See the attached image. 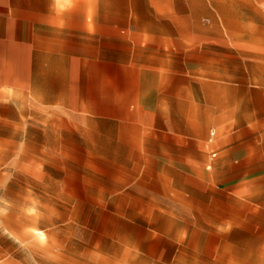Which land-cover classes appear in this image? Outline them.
Returning a JSON list of instances; mask_svg holds the SVG:
<instances>
[{
    "label": "rangeland",
    "instance_id": "rangeland-1",
    "mask_svg": "<svg viewBox=\"0 0 264 264\" xmlns=\"http://www.w3.org/2000/svg\"><path fill=\"white\" fill-rule=\"evenodd\" d=\"M194 2H5L0 264H264V62Z\"/></svg>",
    "mask_w": 264,
    "mask_h": 264
},
{
    "label": "crops",
    "instance_id": "crops-1",
    "mask_svg": "<svg viewBox=\"0 0 264 264\" xmlns=\"http://www.w3.org/2000/svg\"><path fill=\"white\" fill-rule=\"evenodd\" d=\"M0 9L1 10L0 15H3L4 17H7V15H10L8 13V9L6 7L7 4L5 3L7 0H0ZM130 1V0H128ZM187 1V0H186ZM185 0H180L179 5L180 6H191L193 8L196 3L194 1H207L205 5L208 7L206 11H210L211 16L215 17V9L211 6V3L209 0H190V2H186ZM239 1V7H238V12L236 9H233L232 6H234V3L226 2L225 5V12L222 14V24L224 25V29L227 30L229 33L233 31H240L244 32L245 39L248 42L254 41L255 43L252 45H248L247 47H254L253 54V60L257 64H262L264 62V0H238ZM159 4V5H158ZM155 3L154 8H152V11L158 14V20L156 21L157 23L159 22H165L167 24L171 25H178L181 26L182 21L180 19H177L176 12L173 10V6H177V4H171V3ZM150 5V3H149ZM128 6L131 7V4L128 3ZM191 8V9H192ZM127 10H130L129 7L126 8ZM234 10V13H232ZM214 11V12H213ZM165 12V13H164ZM169 12V13H167ZM115 17L118 18V12L115 11L112 13ZM151 15V14H150ZM190 15L192 18L190 19V23L197 25L199 21V13L197 11L190 12ZM115 18L114 20L112 19L109 22V28L110 31L118 33V19ZM45 29L46 32H52L54 31L55 26L52 24L48 23H43L42 25ZM238 26V28H236ZM238 29V30H237ZM4 31H9L8 27H4ZM172 33V35H170ZM7 37V36H6ZM162 37L174 39L179 46H182V40H183V34L181 32V28H179V32L176 33L175 31H170V30H164V32L160 31L159 33V38L161 39ZM53 39V35L47 34L44 38L43 37H38L37 36V41H38V46L40 47H49V40ZM250 58H252L250 56ZM197 94H203V91H192V97L195 98Z\"/></svg>",
    "mask_w": 264,
    "mask_h": 264
}]
</instances>
